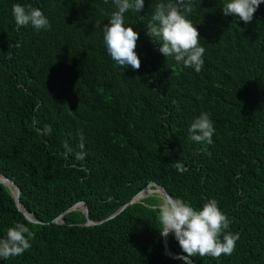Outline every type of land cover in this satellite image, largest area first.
<instances>
[{
    "label": "trees",
    "instance_id": "obj_1",
    "mask_svg": "<svg viewBox=\"0 0 264 264\" xmlns=\"http://www.w3.org/2000/svg\"><path fill=\"white\" fill-rule=\"evenodd\" d=\"M159 2L124 15L139 34L133 70L103 41L113 0H0V174L19 189L18 208L0 183V238L17 222L34 233L29 249L0 264H188L174 256L187 255L174 234L171 255L163 251L153 210L161 195L95 224L74 206L97 221L150 182L196 209L214 198L239 235L231 255L192 262L264 264V2L245 24L222 13L226 0H191L187 18L205 48L199 73L146 35ZM17 3L40 9L51 29L17 28ZM201 113L213 121L210 145L189 138Z\"/></svg>",
    "mask_w": 264,
    "mask_h": 264
},
{
    "label": "clouds",
    "instance_id": "obj_2",
    "mask_svg": "<svg viewBox=\"0 0 264 264\" xmlns=\"http://www.w3.org/2000/svg\"><path fill=\"white\" fill-rule=\"evenodd\" d=\"M262 2L264 0H226L222 13L238 17L247 24L253 20L254 13ZM113 3L116 10L111 13L109 24L103 26V41L107 53L118 66H130L133 70H138L141 61L135 49L139 34L132 26H125L124 15L130 10L139 13L144 7V0H113ZM191 11V0L157 3L151 20L146 24V35L154 44H159L158 51L166 58L173 57L177 63L199 73L204 64L205 48L200 44L197 28L187 18ZM12 15L17 28L30 25L38 31L51 29L43 12L30 5L26 7L19 3L13 4ZM46 130L50 133V126ZM188 131L189 138L194 142H206L209 145L213 143L215 129L208 113H201L196 117ZM80 135L83 140L82 133ZM64 147L68 152L72 151L67 142ZM80 148H83L82 143ZM84 156L83 152L77 153L78 159L82 160ZM174 167L180 173L187 170L179 160L174 163ZM154 187L157 188L155 185ZM8 189L10 190L9 186ZM141 197L142 195L137 197V200ZM78 207L82 210L81 206ZM153 210L158 212V220L162 225L160 234L166 238L169 233L174 234L180 248L187 254L184 258L196 255L219 258L221 255H231L235 249L239 235L228 231L230 221L214 198L204 202L202 208L196 209L182 198L165 196L153 206ZM33 236L34 233L25 223L17 222L7 229L4 238H0V258L22 255L31 247L30 239Z\"/></svg>",
    "mask_w": 264,
    "mask_h": 264
},
{
    "label": "water",
    "instance_id": "obj_3",
    "mask_svg": "<svg viewBox=\"0 0 264 264\" xmlns=\"http://www.w3.org/2000/svg\"><path fill=\"white\" fill-rule=\"evenodd\" d=\"M0 175H1V174H0ZM1 177H2V178H0V183L5 184V185H8V184L5 183V181H7V182L10 183L11 186H13V187L15 188L16 191H15L14 194L11 193V196L13 197V200H14V202H15V205L19 208V206H18V204H19V189H18V187H17V186L11 181V180H9L7 177H5L4 175H1ZM152 184H154V185L158 188V192H159V194L161 195L162 198L165 197V196H169V195L165 192V190H164L160 185H158V184H156V183H153V182H150V183H148L146 186H144L139 192H137V193H136V194H135V195H134V196H133L128 202L123 203V204H122L120 207H118L113 213H111L110 215L106 216L105 218L100 219V220H97V221H93V220H90V219L88 218V216H87V209H86L84 203H82V202H77L74 206H81V207H82V211H83V213H84L85 216H86V223L95 224V223L101 222V221H103V220H105V219L111 218L112 216H114L115 214H117L120 210H122V209H123L128 203L136 201V200H137V197L141 196V195L143 194L144 190H145L149 185H152ZM7 187H8V186H7ZM74 206L70 207V208L67 209V210H71V209H73ZM22 213H23V216H24L27 220H29V221H36L34 218L31 217V215L27 214L26 212L23 211ZM58 217H60V216H58ZM58 217H56L54 220L58 219ZM38 222H40V221H38ZM162 243H163V251H164V253L167 254V255H170V253H169V251H168V249H167V245H166V236H162ZM174 256H178V257L180 256V257H182L183 259L186 260V262H187L188 264H196V263L192 262L190 259H188V258H184L185 256H183V255H181V254H174Z\"/></svg>",
    "mask_w": 264,
    "mask_h": 264
},
{
    "label": "bare ground",
    "instance_id": "obj_4",
    "mask_svg": "<svg viewBox=\"0 0 264 264\" xmlns=\"http://www.w3.org/2000/svg\"><path fill=\"white\" fill-rule=\"evenodd\" d=\"M0 178H2L1 175H0ZM5 183L8 184V186L10 187V192H11V193H13V192L15 193V191H16L15 188H14L13 186H11L10 183L7 182V181H5ZM149 187H150V186H148L145 190H148ZM145 190H144V191H145ZM155 191L157 192V191H158V188H156ZM14 193H13V194H14ZM161 199H162V198H161Z\"/></svg>",
    "mask_w": 264,
    "mask_h": 264
},
{
    "label": "rangeland",
    "instance_id": "obj_5",
    "mask_svg": "<svg viewBox=\"0 0 264 264\" xmlns=\"http://www.w3.org/2000/svg\"><path fill=\"white\" fill-rule=\"evenodd\" d=\"M149 189H150V190H145V191L143 192L142 196L145 195V194H148V193H150V192H155L156 194L160 195V194L158 193V191H157V192L155 191L156 188H155L154 186H153V188H150V187H149ZM13 193H14V192H13ZM13 193H12V194H13Z\"/></svg>",
    "mask_w": 264,
    "mask_h": 264
}]
</instances>
